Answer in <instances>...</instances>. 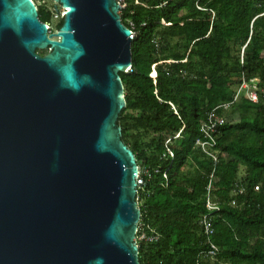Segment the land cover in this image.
Masks as SVG:
<instances>
[{
	"label": "water",
	"instance_id": "obj_1",
	"mask_svg": "<svg viewBox=\"0 0 264 264\" xmlns=\"http://www.w3.org/2000/svg\"><path fill=\"white\" fill-rule=\"evenodd\" d=\"M55 1L49 33L33 0H0V264H140L132 30L118 0Z\"/></svg>",
	"mask_w": 264,
	"mask_h": 264
},
{
	"label": "trees",
	"instance_id": "obj_2",
	"mask_svg": "<svg viewBox=\"0 0 264 264\" xmlns=\"http://www.w3.org/2000/svg\"><path fill=\"white\" fill-rule=\"evenodd\" d=\"M123 4L122 22L133 32L132 66L120 71L126 106L118 123L146 178L137 192L140 222L147 236H156L137 241L139 263L264 264V0ZM36 5L50 24L54 10ZM255 77L258 101L243 97L232 105L240 118L220 127L225 155L216 165L214 194L221 209L211 236L219 252L202 261L206 235L199 220L213 162L195 141L207 112ZM240 187L243 193L232 196Z\"/></svg>",
	"mask_w": 264,
	"mask_h": 264
},
{
	"label": "built area",
	"instance_id": "obj_3",
	"mask_svg": "<svg viewBox=\"0 0 264 264\" xmlns=\"http://www.w3.org/2000/svg\"><path fill=\"white\" fill-rule=\"evenodd\" d=\"M131 39H133V32L131 35ZM258 82L259 79L257 77L250 80L244 79L236 87L233 99L209 110L207 112L206 118L200 124L201 136L196 139L195 147L199 148L203 152V154H205L213 162V167L208 175V183L206 185V191L204 194L206 212L201 216L199 220V224L202 227L204 234L206 235V248L199 253L202 261L214 259L219 252V247L211 240V236L214 233V215L221 209V203L215 198L214 194V184L217 181L215 177L216 165L219 163L221 156L225 155V153H221L218 149L217 139L220 133V127L229 121L228 111L231 109L232 105L240 101L243 97H246L247 99L254 102L258 101ZM178 135L179 132L177 133V136ZM168 151L170 156L173 157V152L170 149H168ZM144 175L145 174L141 173L139 169L136 176L137 192L138 189H143L146 185V178L144 177ZM256 189H258V186H256ZM242 193L243 188L240 187L234 188L231 194L232 196H234L240 195ZM231 204H236V197H232ZM136 235L139 240H152L156 237L153 235H146V233L144 232V224L141 223L140 220L138 222ZM137 241L138 240L136 239V242Z\"/></svg>",
	"mask_w": 264,
	"mask_h": 264
},
{
	"label": "rangeland",
	"instance_id": "obj_4",
	"mask_svg": "<svg viewBox=\"0 0 264 264\" xmlns=\"http://www.w3.org/2000/svg\"><path fill=\"white\" fill-rule=\"evenodd\" d=\"M34 3H39L40 5L45 6V8L47 10H54V14L52 17V21L50 22V24H48V28H49V33H55L58 29L56 27V24L58 22V20L60 18H63L64 12H65V8L60 5L58 2H56L55 0H33ZM118 2L121 5V8L124 6L123 4V0H118ZM37 6V5H36ZM57 8V11H56ZM52 38H57L55 37V35L52 36ZM40 54L41 53H47L49 52L48 48H44V49H38L37 50ZM240 118V114L238 111H236L235 109H233V107L228 111V119L229 121H237ZM192 168H188V170H191ZM243 173V172H242ZM139 240L137 235H135V240Z\"/></svg>",
	"mask_w": 264,
	"mask_h": 264
},
{
	"label": "bare ground",
	"instance_id": "obj_5",
	"mask_svg": "<svg viewBox=\"0 0 264 264\" xmlns=\"http://www.w3.org/2000/svg\"><path fill=\"white\" fill-rule=\"evenodd\" d=\"M152 74L155 75V71H153Z\"/></svg>",
	"mask_w": 264,
	"mask_h": 264
}]
</instances>
